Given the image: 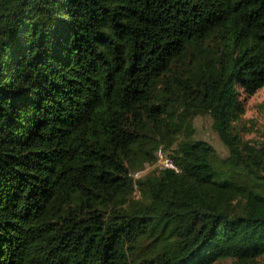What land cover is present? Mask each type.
Segmentation results:
<instances>
[{"label":"trees","instance_id":"trees-1","mask_svg":"<svg viewBox=\"0 0 264 264\" xmlns=\"http://www.w3.org/2000/svg\"><path fill=\"white\" fill-rule=\"evenodd\" d=\"M263 85L264 0H0V264H264Z\"/></svg>","mask_w":264,"mask_h":264},{"label":"rangeland","instance_id":"rangeland-1","mask_svg":"<svg viewBox=\"0 0 264 264\" xmlns=\"http://www.w3.org/2000/svg\"><path fill=\"white\" fill-rule=\"evenodd\" d=\"M244 105L243 122L247 126L243 135L245 138L259 141L264 135V85L253 94L245 96ZM194 130L196 136L209 141L213 145L218 156L222 157L227 154L226 147L221 142L219 135L212 128L210 117H196L194 120ZM157 166L159 167L158 164ZM157 166L145 164L141 168L142 173H147Z\"/></svg>","mask_w":264,"mask_h":264},{"label":"built area","instance_id":"built-area-1","mask_svg":"<svg viewBox=\"0 0 264 264\" xmlns=\"http://www.w3.org/2000/svg\"><path fill=\"white\" fill-rule=\"evenodd\" d=\"M156 156H157V164L159 165V167H168V168H171L175 171L179 170L178 166L175 164V162L169 156L168 150L165 149L162 145L157 147ZM140 174H142L141 169H138V170L131 172V175L134 178L138 177Z\"/></svg>","mask_w":264,"mask_h":264}]
</instances>
